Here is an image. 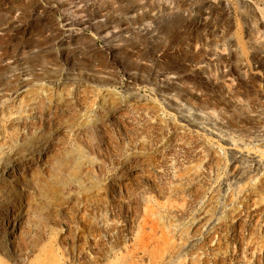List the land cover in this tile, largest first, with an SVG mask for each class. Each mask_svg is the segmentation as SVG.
<instances>
[{
    "label": "rangeland",
    "instance_id": "rangeland-1",
    "mask_svg": "<svg viewBox=\"0 0 264 264\" xmlns=\"http://www.w3.org/2000/svg\"><path fill=\"white\" fill-rule=\"evenodd\" d=\"M33 97L29 145L51 147L17 192L51 204L57 264H264V0H0L4 151L6 111Z\"/></svg>",
    "mask_w": 264,
    "mask_h": 264
},
{
    "label": "bare ground",
    "instance_id": "bare-ground-1",
    "mask_svg": "<svg viewBox=\"0 0 264 264\" xmlns=\"http://www.w3.org/2000/svg\"><path fill=\"white\" fill-rule=\"evenodd\" d=\"M32 95L33 94L31 93L30 97H32ZM33 99H36V100L32 101V103H29V102L25 103V104L22 103L21 105H19L16 108H12V107H14L12 104H14V103H11L12 107L6 111V114H8V113L12 114L11 116L8 115L9 116L8 120H10L11 122L13 121L14 124H15V122H17V125H15V126L11 125L12 123L10 122L11 123L10 125L12 126V128L14 127L13 128L14 130H10L9 129L10 127L7 128V126H4L3 131H4V133H6V136L8 138H12V139L14 138L15 141H17V143L15 142L16 144H14V146L11 145V147H9L8 151H4V146H6V140L5 141L3 140L4 142H1V139H0V158L2 159V162H0V264H57L59 262L58 256H57V248H55L54 244H52V242H50V245L48 244L47 247L43 245L44 239L45 238L50 239L52 234L55 232L54 228L50 225V221L53 220L52 216H51L53 213L52 212L53 208H51V204L47 203V204H45V206H43L40 203L41 204L40 205L37 202V200L33 196L28 195L27 192H24V193L23 192H20V193L17 192V185L21 183V176L24 179L23 182H26L27 185L33 189L36 188L38 191V188L35 184L36 182L34 181V176H32L31 179H28V177H25L27 174V172L25 174V171L30 170V169L33 170L32 169V168H34L33 162L39 160V159L35 160V159H37V158H35V156H37L39 158L41 156V153L44 150L49 149L51 147V145L49 143H46L43 147L40 146L39 144H38V146H36L33 143H32V145H29V141L31 140L30 137H34L37 134H39L36 131V128H38V126H36L37 122L35 124V122H33V121H27V119H26L27 117L25 116L24 113H26L28 111L31 113H36L40 116V119H41V117L43 119V114L46 111L45 99H43L41 97H38V98L33 97ZM7 105H9V104H7ZM3 111L4 110L2 109V112ZM4 114H5V112H4ZM0 119L2 120V118H0ZM125 126L126 125H124V127ZM125 130H127V129H125ZM19 132L21 133V135ZM14 133H16V135L18 136L17 138L14 137L15 136ZM27 135H29V136L27 137ZM35 151H37L38 155L35 154V156H34L33 152H35ZM34 163H36V162H34ZM36 166H37V164H36ZM147 168L148 167H146L145 169H147ZM209 168H210V171H212V167L209 166ZM141 169H142V167H141ZM150 169H151V167H150ZM150 169H148V170H150ZM144 170H140V172L138 171L137 173H135L136 180H138V177H144L146 182H148V183L150 182L152 185V188L161 194V192L165 189V182L163 181V179L161 177L160 178L162 180L159 179V177L156 176V173H154V172L152 173V171H148V170L144 171ZM135 171H137V169ZM24 174H25V176H24ZM252 178L255 179V176H253ZM128 182H129V180H128ZM119 185H120V182H119ZM126 185L127 184H125V186ZM131 185H133V184H131ZM120 186H118V187H120ZM122 186H123V184H122ZM129 186H130V184H129ZM127 187H126L125 192L123 189H121V187L118 189V192H117L119 194L118 199L120 198V200L123 199L125 201L126 200L128 201V197L131 199H134V200H136L135 198L139 199L138 197L140 195H138L139 193H136V192H138V189L136 188L137 191L133 192V191H131L132 189L129 190V189H127ZM22 188H23V186H22ZM140 192H141V190H140ZM123 194H126V196L124 197ZM247 200H248V198H247ZM132 202H133V200H132ZM240 202H242V201H240ZM113 203H115V202H113ZM136 203H137V207H139L138 206L139 201L137 202V200H136ZM136 203H135V205H136ZM129 204L133 205V203H129ZM112 205L113 206H111V207H113V208H110V209L114 210V208H116V206H115L116 204L115 205L112 204ZM118 205H120V204H118ZM126 205H127V203H126ZM127 206H129V205H127ZM129 207H128V209H129ZM115 210H117V208ZM132 210H135V208ZM137 210H139V209H137ZM257 212H259V211H257ZM126 213L128 214L127 211H126ZM71 214H72L71 212H68V219L65 218V220H64V223H65V225H67V228L65 230H63V228H62V231H58V233L61 232L60 233V241H61L60 243L63 247V252L65 254H68V255L69 254L72 255V253L74 252V251L71 252L72 244L71 243L69 244L70 241L67 242V239L68 240H69V238L71 240L73 239V238H71L73 233L71 232V229H70L71 223L69 221V218H72V216H73ZM127 214H126V216H127ZM131 214H133V213H131ZM146 214H148V213H146ZM133 219H131V220H133ZM257 219L254 220V223L257 221ZM147 220H148V217L145 218V221H147ZM131 222L134 223L135 221H130V223ZM241 222L242 221L239 222V227L237 228V230L240 232L242 230V223ZM85 223H88V225L90 224V222H87V221H85ZM108 224H109V222H108ZM110 224H111V222H110ZM85 225L87 226V224H85ZM133 225H132V227H134ZM113 227L114 226H112L108 230L105 229L107 231V234H104V235L102 234L103 232L102 233L98 232L99 234H97V235L94 232L95 235L90 236V239L92 241L90 242L88 240V243H89L88 245H89L90 249H92L93 247L96 249L98 247H100L101 243L103 241V236H107L110 234L112 235L113 233H114V237L112 236V238H115V240H114L115 245L118 244L117 242H118V239L121 235L119 234V231L117 230L118 228L116 229ZM132 227L130 228L131 231L133 229ZM97 228H99V227H97ZM100 228H99V231H100ZM86 229H87V227H86ZM93 229H94V227H93ZM96 230L98 231V229H96ZM73 232H74V230H73ZM84 233H86V232H84ZM81 234H83V231ZM109 238L112 239L111 237H109ZM137 238H138V236H137ZM104 239H105V237H104ZM74 240H75V238L72 241H74ZM114 241H111V242H114ZM138 243L141 245H145L147 243L146 237L143 236L141 239H138ZM104 245H102V246L104 247ZM99 250H100L99 252L101 254H103L105 251L102 247ZM85 251H86V249L84 247L83 248L78 247L77 251H76L77 252V259L76 260L81 261L82 257L85 254ZM36 252H38V253L46 252L47 257L41 258L35 254ZM34 254L36 256H35V259L33 260L30 257H31V255H34ZM114 264H122V262L121 263L117 262ZM123 264H131V263L130 262H124Z\"/></svg>",
    "mask_w": 264,
    "mask_h": 264
}]
</instances>
